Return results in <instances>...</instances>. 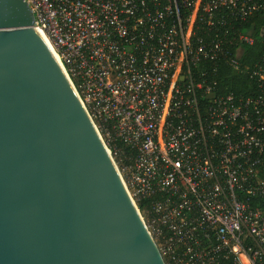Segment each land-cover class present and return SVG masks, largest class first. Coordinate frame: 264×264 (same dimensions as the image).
<instances>
[{
  "label": "built area",
  "instance_id": "1",
  "mask_svg": "<svg viewBox=\"0 0 264 264\" xmlns=\"http://www.w3.org/2000/svg\"><path fill=\"white\" fill-rule=\"evenodd\" d=\"M166 264H264V0H26ZM253 87V89H251Z\"/></svg>",
  "mask_w": 264,
  "mask_h": 264
},
{
  "label": "water",
  "instance_id": "2",
  "mask_svg": "<svg viewBox=\"0 0 264 264\" xmlns=\"http://www.w3.org/2000/svg\"><path fill=\"white\" fill-rule=\"evenodd\" d=\"M26 0H0V264H166Z\"/></svg>",
  "mask_w": 264,
  "mask_h": 264
},
{
  "label": "trees",
  "instance_id": "3",
  "mask_svg": "<svg viewBox=\"0 0 264 264\" xmlns=\"http://www.w3.org/2000/svg\"><path fill=\"white\" fill-rule=\"evenodd\" d=\"M240 34L252 36L255 40L252 45L241 44L238 46L242 50L240 58L242 72L221 63L216 76L220 88L225 92L248 94L250 85H253L248 71L264 56V10L246 21L237 22L235 28L230 29L228 36H239Z\"/></svg>",
  "mask_w": 264,
  "mask_h": 264
},
{
  "label": "bare ground",
  "instance_id": "4",
  "mask_svg": "<svg viewBox=\"0 0 264 264\" xmlns=\"http://www.w3.org/2000/svg\"><path fill=\"white\" fill-rule=\"evenodd\" d=\"M43 36H44V35H43ZM43 38H44V40H46V42L48 43L49 47L51 48V45H50V43L48 42L47 38H46L45 36H44ZM51 50H52V48H51Z\"/></svg>",
  "mask_w": 264,
  "mask_h": 264
}]
</instances>
